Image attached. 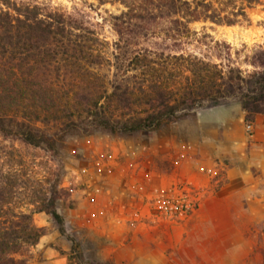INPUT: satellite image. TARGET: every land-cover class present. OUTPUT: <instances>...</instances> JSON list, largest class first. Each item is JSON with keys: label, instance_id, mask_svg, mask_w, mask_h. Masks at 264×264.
I'll use <instances>...</instances> for the list:
<instances>
[{"label": "rangeland", "instance_id": "374dc122", "mask_svg": "<svg viewBox=\"0 0 264 264\" xmlns=\"http://www.w3.org/2000/svg\"><path fill=\"white\" fill-rule=\"evenodd\" d=\"M36 1L92 29L110 61L117 40L112 16L125 11V4L157 14L159 4ZM206 2L223 21L201 17L190 23L210 36L207 45L178 48L250 68L248 57L264 47V0ZM141 23L158 31L170 19ZM139 32L129 38L152 49L177 50L163 32ZM96 70L107 78L114 71L106 62ZM36 125L60 133L52 124ZM53 188L62 232L49 213L39 211ZM0 193L1 219L27 213L43 231L36 244L14 255L16 264H264V114L247 122L232 98L195 108L154 132H70L57 140L56 153L0 134Z\"/></svg>", "mask_w": 264, "mask_h": 264}, {"label": "trees", "instance_id": "16d2710c", "mask_svg": "<svg viewBox=\"0 0 264 264\" xmlns=\"http://www.w3.org/2000/svg\"><path fill=\"white\" fill-rule=\"evenodd\" d=\"M158 1L157 14L125 4V11L112 16L117 40L110 61L96 33L70 14L36 0H0V134L56 153L57 140L70 132H154L195 108L232 98L239 101L245 121L264 114V47L248 57L250 68L184 53L178 48L182 44L207 45L205 37H210L190 23L223 18L206 0ZM167 18L169 25L158 31L141 23ZM136 31L142 37L163 32L177 50L143 46L129 38ZM105 62L114 69L110 78L96 70ZM36 123L52 124L60 133L50 134ZM55 194L53 188L39 211L49 213L62 232ZM42 235L27 213L0 218V264H16L14 255ZM75 257L82 261L81 255Z\"/></svg>", "mask_w": 264, "mask_h": 264}]
</instances>
